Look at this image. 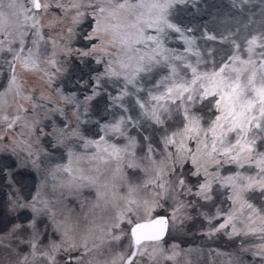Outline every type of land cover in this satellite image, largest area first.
<instances>
[{"label":"snow or ice","instance_id":"obj_1","mask_svg":"<svg viewBox=\"0 0 264 264\" xmlns=\"http://www.w3.org/2000/svg\"><path fill=\"white\" fill-rule=\"evenodd\" d=\"M0 0V264H264V2Z\"/></svg>","mask_w":264,"mask_h":264},{"label":"rangeland","instance_id":"obj_2","mask_svg":"<svg viewBox=\"0 0 264 264\" xmlns=\"http://www.w3.org/2000/svg\"><path fill=\"white\" fill-rule=\"evenodd\" d=\"M262 2L263 0H248V4L244 5L243 13L237 12L236 10H231L232 16L234 17L233 24L243 28L249 16L259 12L260 5ZM212 3H215L217 5H222L224 11H229V9L227 8L228 0H212V1L209 0L210 10H214Z\"/></svg>","mask_w":264,"mask_h":264}]
</instances>
